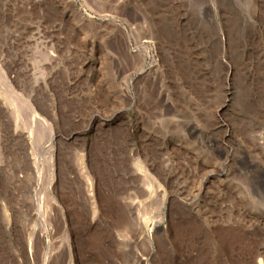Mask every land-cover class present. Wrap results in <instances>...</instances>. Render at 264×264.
I'll return each instance as SVG.
<instances>
[{
    "label": "rangeland",
    "instance_id": "rangeland-1",
    "mask_svg": "<svg viewBox=\"0 0 264 264\" xmlns=\"http://www.w3.org/2000/svg\"><path fill=\"white\" fill-rule=\"evenodd\" d=\"M257 137L264 0H0V264H264Z\"/></svg>",
    "mask_w": 264,
    "mask_h": 264
},
{
    "label": "bare ground",
    "instance_id": "bare-ground-1",
    "mask_svg": "<svg viewBox=\"0 0 264 264\" xmlns=\"http://www.w3.org/2000/svg\"><path fill=\"white\" fill-rule=\"evenodd\" d=\"M28 108H29V110L31 109V110H33V107L32 106H29V104H28ZM32 117L35 119V120H37V121H40V122H42L40 119H39V117H38V115L34 112V111H32ZM193 131V130H192ZM255 143L260 147L261 146V148L264 146V138H260V137H257L256 139H255ZM256 145V146H257ZM255 146V147H256ZM257 146V147H258ZM89 190H90V187H88V197L91 199V196H90V192H89ZM94 209V208H93ZM87 211V210H86ZM90 211V210H89ZM94 215H95V212H93V217H94Z\"/></svg>",
    "mask_w": 264,
    "mask_h": 264
}]
</instances>
